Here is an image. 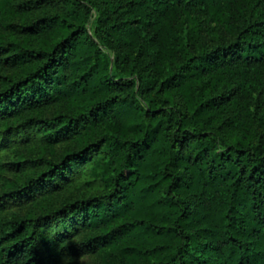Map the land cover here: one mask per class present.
<instances>
[{"label":"trees","instance_id":"obj_1","mask_svg":"<svg viewBox=\"0 0 264 264\" xmlns=\"http://www.w3.org/2000/svg\"><path fill=\"white\" fill-rule=\"evenodd\" d=\"M0 63V264H264V0H0Z\"/></svg>","mask_w":264,"mask_h":264},{"label":"rangeland","instance_id":"obj_2","mask_svg":"<svg viewBox=\"0 0 264 264\" xmlns=\"http://www.w3.org/2000/svg\"><path fill=\"white\" fill-rule=\"evenodd\" d=\"M10 68L4 67L3 64L0 63V73L2 72H9ZM11 175V174H10ZM67 191L65 189H62L59 193H57L58 195H55L56 200H61V198L66 195ZM30 203H18V204H14L10 207V211L11 212H15L18 214H25L26 212L29 211L30 209ZM94 261V257L93 256H83L80 259V263H91Z\"/></svg>","mask_w":264,"mask_h":264}]
</instances>
